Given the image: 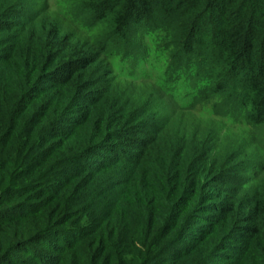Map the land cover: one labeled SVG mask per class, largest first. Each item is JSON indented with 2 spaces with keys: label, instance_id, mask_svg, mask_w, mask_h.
<instances>
[{
  "label": "trees",
  "instance_id": "trees-1",
  "mask_svg": "<svg viewBox=\"0 0 264 264\" xmlns=\"http://www.w3.org/2000/svg\"><path fill=\"white\" fill-rule=\"evenodd\" d=\"M25 1L0 0V264H264V163L165 119L242 69L223 110L264 150V0H80L74 29ZM112 58L158 63L161 104Z\"/></svg>",
  "mask_w": 264,
  "mask_h": 264
},
{
  "label": "rangeland",
  "instance_id": "rangeland-1",
  "mask_svg": "<svg viewBox=\"0 0 264 264\" xmlns=\"http://www.w3.org/2000/svg\"><path fill=\"white\" fill-rule=\"evenodd\" d=\"M71 2H80V0H26L23 7L25 13H31L34 10L40 9L42 7H49V13L56 17L58 20L63 22L65 28L74 29L70 22H68L63 17V12L70 6ZM33 8V9H31ZM155 22V21H154ZM72 25V26H70ZM76 30H78L76 28ZM107 30L106 24L96 26L95 31L90 34H86L82 31H79V34L90 37L97 36L101 37L103 33ZM197 32H195V39L197 38ZM218 41L212 38H209V44L206 48L209 52L215 50ZM210 54V53H209ZM210 56L214 57V55ZM110 65L114 71V75L117 79V82L120 84V89L127 96L131 95L136 100H141L142 105L151 103L156 107L157 104H161L158 100V91L156 86L158 83L159 77L161 76V69L159 64H154L151 66H140L138 70H134L131 65L120 63V59L112 58L110 59ZM216 69H221V66L218 65ZM238 76H233L230 79V82L226 86V91L231 94L234 84L240 83L241 78L243 77V72ZM227 93V94H228ZM227 94L219 95V98H212L204 102H200L195 105L193 108H190L187 111L179 112L174 110L172 105L169 103L166 104V123L170 124L166 126L167 131L170 133H175L179 131L187 130L192 133H213L215 134L216 144L219 150L225 152L226 150H237L240 151L244 149V146L248 148L253 162L264 163V150L260 148L255 143V138H251L252 135L249 131V126L238 123L237 121L230 120L225 115L223 99L227 97ZM162 102V99H160ZM189 102V100H186ZM159 102V103H158ZM190 104L184 105L185 107ZM165 106V103H164ZM151 107V106H150ZM148 112V111H147ZM176 112V113H175ZM149 113L152 111L149 110ZM170 119V122L168 121ZM155 120V119H154ZM157 121V120H155ZM251 138V139H250ZM254 144V145H253ZM249 153V152H248ZM251 183L249 186L253 188L257 185V179L250 177ZM103 188L107 189L108 184H102Z\"/></svg>",
  "mask_w": 264,
  "mask_h": 264
}]
</instances>
